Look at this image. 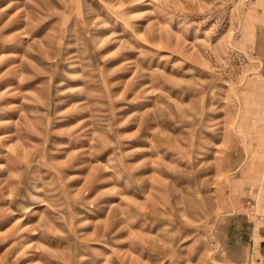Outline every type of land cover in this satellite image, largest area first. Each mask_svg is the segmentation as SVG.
Here are the masks:
<instances>
[{
    "label": "rangeland",
    "instance_id": "obj_1",
    "mask_svg": "<svg viewBox=\"0 0 264 264\" xmlns=\"http://www.w3.org/2000/svg\"><path fill=\"white\" fill-rule=\"evenodd\" d=\"M156 1L0 0V264H264V0Z\"/></svg>",
    "mask_w": 264,
    "mask_h": 264
},
{
    "label": "crops",
    "instance_id": "obj_2",
    "mask_svg": "<svg viewBox=\"0 0 264 264\" xmlns=\"http://www.w3.org/2000/svg\"><path fill=\"white\" fill-rule=\"evenodd\" d=\"M247 192V191H246ZM240 198L238 199H241V201H237L236 202V209L235 211H237V214L236 215H233L232 218L234 217H237L236 219H242L243 217L246 218L247 222L248 223H251V222H254L253 220L255 219H248V214L251 212V207L252 204H251V201H252V197L249 193H246V194H239ZM241 196L245 197V198H241ZM239 222V221H238ZM236 222V223H238ZM240 230V229H238ZM241 234H244V232H242Z\"/></svg>",
    "mask_w": 264,
    "mask_h": 264
},
{
    "label": "bare ground",
    "instance_id": "obj_3",
    "mask_svg": "<svg viewBox=\"0 0 264 264\" xmlns=\"http://www.w3.org/2000/svg\"><path fill=\"white\" fill-rule=\"evenodd\" d=\"M150 1V0H149ZM156 1V0H155ZM157 2V1H156ZM150 4V3H149ZM157 4V3H156ZM159 4V3H158ZM163 7V6H162ZM118 14V13H117ZM120 17H121V15H119ZM123 17V16H122ZM160 31V30H159ZM161 35V34H160ZM169 36V35H168ZM169 38V37H168ZM1 123V122H0ZM113 205L114 204H112L111 206H107L108 208H113Z\"/></svg>",
    "mask_w": 264,
    "mask_h": 264
}]
</instances>
